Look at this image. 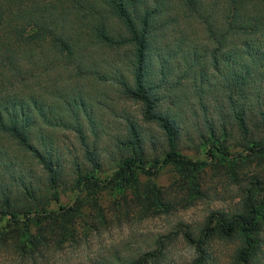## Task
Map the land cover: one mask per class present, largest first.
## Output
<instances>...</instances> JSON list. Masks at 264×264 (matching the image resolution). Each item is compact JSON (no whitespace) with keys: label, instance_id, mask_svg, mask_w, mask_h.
<instances>
[{"label":"trees","instance_id":"1","mask_svg":"<svg viewBox=\"0 0 264 264\" xmlns=\"http://www.w3.org/2000/svg\"><path fill=\"white\" fill-rule=\"evenodd\" d=\"M168 99L173 107L193 101L205 115L211 107L218 123L204 115L199 135L210 158L227 154L228 115L245 152L264 150V0H0V234L28 237L35 226L63 239V214L49 210L62 191L90 196L140 171L198 164L181 154L188 134L175 115L157 110ZM119 101L139 105L162 146H145L125 115L123 131L112 134L111 173L101 178L100 153L88 140L108 130L103 122ZM61 131L73 133L85 161L63 163ZM30 161L44 181L24 176ZM246 199L240 213L210 214L196 236L183 237L198 252L212 234L246 235L238 252L246 264L247 234L257 231ZM159 256L161 249L110 264H157Z\"/></svg>","mask_w":264,"mask_h":264},{"label":"rangeland","instance_id":"2","mask_svg":"<svg viewBox=\"0 0 264 264\" xmlns=\"http://www.w3.org/2000/svg\"><path fill=\"white\" fill-rule=\"evenodd\" d=\"M114 106L113 118L103 122L110 131L95 142L88 140L89 148L94 144L100 153L101 178L111 173L110 156L116 154L112 134L123 131L125 115L141 131L145 146L152 143L154 152L162 146L159 127L142 120L139 105L119 101ZM179 106L173 107L171 99L162 100L157 110L175 115L182 134H188L182 136L181 154L198 164L183 170L166 165L149 171L147 166L149 173L140 171L121 186L101 187L90 196L62 191L49 210L63 214L59 225L67 230L65 237L60 239L56 228L38 233L34 226L28 237L16 229L5 230L0 234V264H110L157 249H161L157 264H240L238 252L245 246L246 235L212 234L198 252L183 235L196 236L210 214L240 213L246 197L250 198L247 205L251 207V201L255 208L252 215L257 223V231L247 234L253 249L246 264H264V150L260 154L245 152L241 134L224 108L228 115L224 120L227 154L210 158L207 147L199 146V135L206 133L205 116L212 117L214 124L218 123L217 116L210 114L209 105L206 115L193 101ZM58 146L63 163L74 157L85 161L84 148L72 132L61 131ZM27 167L31 171L25 173L26 178L44 181L45 174L38 165L30 161ZM31 238L33 244L28 242Z\"/></svg>","mask_w":264,"mask_h":264}]
</instances>
